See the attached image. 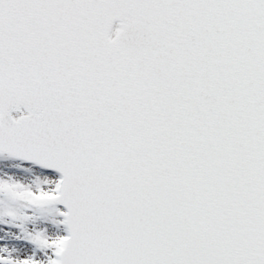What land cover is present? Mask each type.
<instances>
[{
  "label": "snow or ice",
  "instance_id": "snow-or-ice-1",
  "mask_svg": "<svg viewBox=\"0 0 264 264\" xmlns=\"http://www.w3.org/2000/svg\"><path fill=\"white\" fill-rule=\"evenodd\" d=\"M0 264H264V0H0Z\"/></svg>",
  "mask_w": 264,
  "mask_h": 264
}]
</instances>
